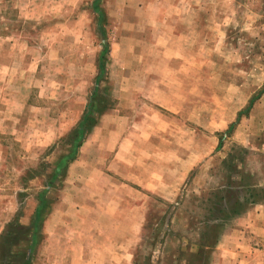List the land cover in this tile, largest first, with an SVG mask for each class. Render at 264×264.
I'll return each instance as SVG.
<instances>
[{
  "label": "rangeland",
  "instance_id": "374dc122",
  "mask_svg": "<svg viewBox=\"0 0 264 264\" xmlns=\"http://www.w3.org/2000/svg\"><path fill=\"white\" fill-rule=\"evenodd\" d=\"M24 254L264 264V0H0V264Z\"/></svg>",
  "mask_w": 264,
  "mask_h": 264
},
{
  "label": "trees",
  "instance_id": "16d2710c",
  "mask_svg": "<svg viewBox=\"0 0 264 264\" xmlns=\"http://www.w3.org/2000/svg\"><path fill=\"white\" fill-rule=\"evenodd\" d=\"M97 92V88L94 89V93L92 94V96L90 97L86 110L83 114V117L81 118L79 124L77 125V128L74 129L72 131V133L70 134L71 136V140L69 141V144L71 146V158H72V154L76 153L78 148L81 146V142L83 140L84 135H86L90 129L94 126L95 124V112L97 110V108H99V102L96 101L95 99V94ZM240 120V115H238L236 122L232 123L228 129L226 130L225 134H230L233 130V128L235 127V125L237 124V122ZM69 160V156L64 158V161ZM40 205L38 206L36 213H35V218L32 222L31 228L29 229V231L31 232V238H30V242H31V246H35L37 244V240H38V236H37V232H38V223H39V219H40V211L43 208V200L40 201ZM13 230H16L14 232H19L22 230V232H28V229L26 228H14L12 227V231L10 230V235L12 236ZM9 238V236L7 237V239ZM7 239L5 240V242H7ZM20 256V263L19 264H28V258L25 257L26 254L24 255H17ZM8 258H11V255H7ZM14 262H6L4 264H11Z\"/></svg>",
  "mask_w": 264,
  "mask_h": 264
},
{
  "label": "crops",
  "instance_id": "0c3cea01",
  "mask_svg": "<svg viewBox=\"0 0 264 264\" xmlns=\"http://www.w3.org/2000/svg\"><path fill=\"white\" fill-rule=\"evenodd\" d=\"M238 255H239V253H237ZM239 256H241V255H239ZM242 258H243V256H241Z\"/></svg>",
  "mask_w": 264,
  "mask_h": 264
}]
</instances>
